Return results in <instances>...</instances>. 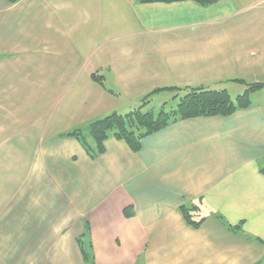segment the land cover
<instances>
[{"label":"crops","instance_id":"obj_1","mask_svg":"<svg viewBox=\"0 0 264 264\" xmlns=\"http://www.w3.org/2000/svg\"><path fill=\"white\" fill-rule=\"evenodd\" d=\"M234 79L264 82V0H0V264H264V87L138 152L66 135Z\"/></svg>","mask_w":264,"mask_h":264},{"label":"trees","instance_id":"obj_2","mask_svg":"<svg viewBox=\"0 0 264 264\" xmlns=\"http://www.w3.org/2000/svg\"><path fill=\"white\" fill-rule=\"evenodd\" d=\"M9 1L16 2L17 0ZM136 1L140 3H172L188 0ZM191 1H195L202 6H210L221 0ZM98 79L102 82V76ZM234 80L247 85L245 91L238 94L235 98L231 96L227 89H212L202 85L186 87V92L179 97L174 108L167 109V103H164L159 113L155 114L152 110H145V107L151 101L152 93H150L144 96L140 105L133 107L130 111L126 113L114 111L91 121L86 129H75L66 135L77 138L92 159H96L105 153V141L110 134L119 140L125 141L134 152H138L146 136L156 133L170 124L194 117L229 116L237 110L250 107L252 105L251 93L263 88L264 82H246L244 79ZM262 172H264V168ZM128 208L125 209L127 216L130 215ZM197 209V205H180V210L185 220L194 227H199L202 222L193 220V212ZM79 242L81 245V239ZM82 251L84 258L89 263V254L85 249H82Z\"/></svg>","mask_w":264,"mask_h":264},{"label":"rangeland","instance_id":"obj_3","mask_svg":"<svg viewBox=\"0 0 264 264\" xmlns=\"http://www.w3.org/2000/svg\"><path fill=\"white\" fill-rule=\"evenodd\" d=\"M233 98H235L236 96H237V94L235 93V92H232V95H231ZM158 99L160 98V97H157ZM164 102V100H161L160 102L159 101H155L154 103H152V105H151V107L152 108H148V109H146L145 108V110H152L155 114H158L159 113V111H160V109H161V107L163 106V103ZM176 104H177V102L176 101H174V100H172V93H171V96H170V98H169V100H168V102H167V105H166V108L167 109H170V108H174L175 106H176ZM133 108V107H132ZM132 108H130L129 110H127L126 112H128V111H130ZM126 112H120V113H126ZM106 116V115H105Z\"/></svg>","mask_w":264,"mask_h":264}]
</instances>
